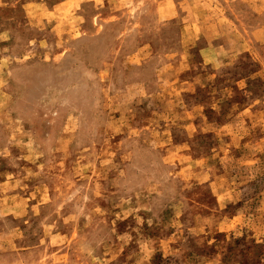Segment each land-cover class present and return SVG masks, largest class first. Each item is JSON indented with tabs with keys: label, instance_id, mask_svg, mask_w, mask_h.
I'll return each instance as SVG.
<instances>
[{
	"label": "rangeland",
	"instance_id": "1",
	"mask_svg": "<svg viewBox=\"0 0 264 264\" xmlns=\"http://www.w3.org/2000/svg\"><path fill=\"white\" fill-rule=\"evenodd\" d=\"M0 264H264V0H0Z\"/></svg>",
	"mask_w": 264,
	"mask_h": 264
}]
</instances>
